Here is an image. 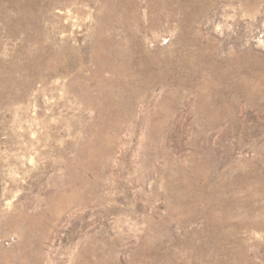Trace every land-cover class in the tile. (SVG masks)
<instances>
[{
	"label": "rangeland",
	"instance_id": "obj_1",
	"mask_svg": "<svg viewBox=\"0 0 264 264\" xmlns=\"http://www.w3.org/2000/svg\"><path fill=\"white\" fill-rule=\"evenodd\" d=\"M0 264H264V0H0Z\"/></svg>",
	"mask_w": 264,
	"mask_h": 264
}]
</instances>
